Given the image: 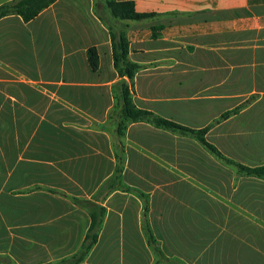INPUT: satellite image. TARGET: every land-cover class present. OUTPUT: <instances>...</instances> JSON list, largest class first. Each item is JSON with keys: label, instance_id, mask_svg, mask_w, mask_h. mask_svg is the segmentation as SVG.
<instances>
[{"label": "crops", "instance_id": "1", "mask_svg": "<svg viewBox=\"0 0 264 264\" xmlns=\"http://www.w3.org/2000/svg\"><path fill=\"white\" fill-rule=\"evenodd\" d=\"M13 1L0 0V6ZM101 1L56 0L28 23L17 15L0 19V82L15 77L26 85L16 91L18 105L46 106L50 119L67 124L48 132L45 146L34 130L25 147L16 148L21 156L3 184L15 194L6 193L11 204L1 203L0 197V264H69L81 250L91 219L74 199L106 209L99 239L81 264H168L147 242L145 197L152 232L166 259L264 264V228L256 224L240 231L243 227L230 221L231 207H217L216 202L224 203L215 197L201 198L211 196L206 189L222 194L239 189L241 179L255 178L224 165L190 137L147 123L130 124L123 136L107 127L121 80L113 64L111 32H124L129 60L141 66L133 82L137 107L194 129L214 123L208 142L240 164L263 165L264 0H115L134 2L137 12L154 15L141 21L117 20ZM90 48L99 56L96 70L88 63ZM25 50L34 54L29 70L17 64L20 60L16 66L8 61ZM40 50L45 55L41 62L36 58ZM185 106L197 115L195 125L177 119ZM218 132L259 154V164L228 156L210 140ZM168 136L194 141L222 168L223 177L217 182L210 177L213 170L204 172L194 159H183L181 151L172 153ZM42 149L46 161L39 159ZM120 164L119 183L109 184ZM255 180L264 187V180ZM232 195H223L227 203L232 198L226 196ZM259 197H264L261 189Z\"/></svg>", "mask_w": 264, "mask_h": 264}, {"label": "trees", "instance_id": "2", "mask_svg": "<svg viewBox=\"0 0 264 264\" xmlns=\"http://www.w3.org/2000/svg\"><path fill=\"white\" fill-rule=\"evenodd\" d=\"M55 2L56 0H16L5 3L0 6V19L11 15H17L20 16L25 23H28L36 19L44 10L49 8ZM106 7L113 18L120 21H141L154 16L153 14L137 12L134 2L131 1L117 2L115 0H106ZM111 38L113 64L121 79L117 83L118 94L116 96V106L114 113L111 114V118H113L114 114H116V116L119 118L116 128L119 136H123L128 125L132 123H147L156 129L165 130L172 134L183 137H190L196 140L218 161L224 165L234 167L239 174L264 180V164L255 167L245 166L228 158L215 145L208 142L206 136L209 130L214 126V123L202 129H194L162 118L151 111L137 107L133 100V82L136 74L140 71L141 66L129 60L130 41L126 33L111 32ZM87 56L90 68L96 70L99 64L97 50L95 48L88 49ZM126 79H128V81H126ZM3 106V110L1 109L0 111L1 131L6 130L7 128L15 129L18 128V126L20 129H24V131H30V133H32L34 130H39V126L35 125L36 117L31 114L30 118L28 116V119H26L25 117L27 113L25 112L27 111H25L24 108L18 105L16 102L8 100L7 104ZM234 113H236V111L223 114L217 123L228 118ZM17 117H19L18 121L16 120ZM24 141H27L25 136L22 142ZM13 147L14 148H8V150H11V153H17V147L14 145ZM118 158L120 163H122L124 159L123 156L121 157L118 155ZM16 161L17 159L8 163V165L13 167ZM122 171L123 170L120 164L109 184H118ZM145 198L146 205L142 226L147 237V242L153 246L158 254H160L162 260L168 261V264H185L178 259H166L163 253L159 250L160 243L157 241L152 232L150 221L148 219V200L147 197ZM74 202L75 204L86 208L89 211L91 217L89 230L86 234L81 250L72 258L71 262L69 263L81 264L99 239V233L104 222L106 209L92 201L74 199Z\"/></svg>", "mask_w": 264, "mask_h": 264}, {"label": "rangeland", "instance_id": "3", "mask_svg": "<svg viewBox=\"0 0 264 264\" xmlns=\"http://www.w3.org/2000/svg\"><path fill=\"white\" fill-rule=\"evenodd\" d=\"M101 2H103V0ZM101 2H99L100 10H102ZM43 54L44 53H42V50L37 51L36 58L37 60L39 59V62L43 61V58L45 56ZM8 61L12 63L14 66H16V63L19 61L17 63L18 65L20 64L26 70H29L30 68H32L31 63L34 61V54L29 50H25L23 54H21L17 58V60L14 58V59H8ZM21 86L26 87L24 83L16 81L15 77H11V79L8 82H0V91L2 94L1 95L2 101L0 103V111L1 109L3 110V107H4L3 105L6 103L4 101L5 98L11 100L12 102L16 101V91ZM42 97L43 95L40 96L37 94L38 99ZM23 108L25 111H27L25 112L27 113L25 117L26 119H28V116L30 118L31 114H33L34 117H36L35 125L39 126V130H36L38 134H36L35 136L37 135L39 136V143L41 146L47 145V141L49 140V138H47L48 136L46 135L48 134V132L61 129V128L63 129L64 127L62 125L67 126V124L64 122L63 119L59 120L60 122H54L52 119H50V116L45 114L43 110L46 108V106H41V107L25 106ZM34 109L36 110V113L32 112V110ZM37 110H40V111L37 112ZM37 113L38 115H36ZM176 117L182 123L187 124V125L188 124L195 125L198 122L197 115H194L193 112L190 110V107H187V106L184 107L183 113H178ZM16 120L18 121L19 117H17ZM118 122H119V118L116 116V114H114L113 118L108 120V123H109L107 126L108 129L113 130L117 128ZM17 126H18V122H17ZM31 134L32 133H30V131L28 130L24 131V129L23 130L20 129L19 126L18 128H15V129L7 128L6 130H3V131L0 130V197H3L2 202H1L3 204L4 203L11 204L9 200H6L9 198V196L6 193L11 192V194H15L14 191H11L12 189L10 187H7L5 185H4L5 187H3L4 181L8 173H12V172L14 173L13 171L14 166L13 167H10L9 165L6 166V163L13 162L15 159H18V157L21 156V153L19 154L16 152L11 153L10 152L11 150L9 151L8 148H14L13 145L15 147H19L20 145L21 146L26 145L27 142L26 141L22 142V140L24 139V136L30 140L32 138ZM222 135L223 133H220V132L215 133L211 136L210 140L213 142L219 143V146L223 150L227 151L226 154L228 156L234 159H237V160L239 159L242 163H245L250 166L259 164V154L247 152V150H250V148L240 147L233 139L229 137L224 138ZM168 146L171 149L172 153L174 154L178 153L179 155V151H181V155L183 159L184 157H190L188 159H194L197 166L199 168L201 167L204 172L207 171L205 170L207 168H209L210 171L213 170V173L211 172L212 174H210L211 175L210 177L215 176L217 182L219 178L223 177L221 175L222 168L217 163H215V161L211 157H209L202 150H200V148L197 146V144L194 141L189 140V139H185L182 141V140H177L171 136H168ZM119 153H120V156L121 157L123 156L125 159V154L122 152V150H120ZM39 156H40L39 157L40 161H46L47 160L46 159L47 150L42 149ZM186 160L187 159H185L184 161L186 162ZM45 171L46 170L43 169V165H41V173H46ZM225 174L227 173L225 172ZM183 177L188 178V176L186 175ZM231 177L233 179V175H231ZM41 181L44 182V184L46 185L47 184L46 176L44 177L41 176ZM12 184L14 183H11V185ZM238 186H239V189L236 188L238 190L236 189L234 190L230 188L229 190H226L225 192H223L224 194L219 193L218 190L217 192H212L210 191L211 189H206L208 192H210L211 196L201 197V198L210 199L212 197H215L219 199V201L224 203L222 204V203L216 202V204L218 205L217 207H225V206L231 207L232 210H229V211L232 213L231 219L233 220H230V221L233 223H235L236 221L238 223V226L243 227V228H238L240 229V231L246 232V228L249 231L250 229L254 228L256 224H258L259 227L263 229L264 228V197H259V189H261V191H263L264 193V187H259V181L255 179H241L240 182L238 183ZM229 193H232L233 197L226 196V198H230V199L232 198L231 202L227 203V200L225 199V196L223 197V195H228ZM259 211L261 212L260 213L261 218H259ZM220 212L222 213V211ZM220 216L222 215L217 213L216 217H220ZM237 216H241L242 218L240 219L242 221H238L239 219L238 220L236 219ZM244 218H246L247 220ZM243 221H245L246 223H243ZM198 223H204L203 226L205 228L206 227L211 228V229L214 228L213 224L205 220H200V221L196 220L195 224H198ZM153 224H155V226L158 227L159 221L154 220ZM243 234L244 233L242 232V235ZM251 234H255V232L252 231ZM262 237L264 238V236ZM260 239L261 237H259V240ZM248 240L250 243H254L253 240L252 241L250 239Z\"/></svg>", "mask_w": 264, "mask_h": 264}]
</instances>
